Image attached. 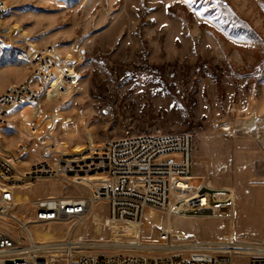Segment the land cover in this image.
Returning <instances> with one entry per match:
<instances>
[{
    "label": "rangeland",
    "instance_id": "1",
    "mask_svg": "<svg viewBox=\"0 0 264 264\" xmlns=\"http://www.w3.org/2000/svg\"><path fill=\"white\" fill-rule=\"evenodd\" d=\"M6 2L9 9L0 20L1 93L30 74L32 65L25 59L32 49L52 44L67 53L87 51L76 83L46 105L71 119L64 123L61 118L57 128L67 150L81 147L86 132L97 141L126 133H191L195 174L216 189L235 190L233 211L228 203H223L224 213L198 216L148 210L144 242L157 241L158 230L168 227L176 244L244 230L264 241V0ZM21 123L18 110L8 113L2 143L12 148L28 143V166L42 154ZM20 192L30 197L86 194L83 187L55 179ZM192 203L201 206L198 199ZM96 209L95 219L85 224L53 227L55 238L104 233L100 212L106 214L107 205ZM125 233H115V240ZM236 264L247 260L238 256Z\"/></svg>",
    "mask_w": 264,
    "mask_h": 264
},
{
    "label": "built area",
    "instance_id": "2",
    "mask_svg": "<svg viewBox=\"0 0 264 264\" xmlns=\"http://www.w3.org/2000/svg\"><path fill=\"white\" fill-rule=\"evenodd\" d=\"M8 9L6 0H0V20ZM86 54L84 48L67 53L52 44L32 49L25 59L32 65L30 74L0 94V264H236L238 256L247 264H264V241L255 240L248 230L189 242L185 248L173 241L168 228L158 230L157 241L141 239L148 210L182 217L224 213L223 203L234 210L236 193L232 188L216 189L195 174L191 133H126L97 141L86 132L79 151L67 150L57 132L58 114L46 105L76 83ZM26 105L34 107L29 136L42 154L28 166V143L13 148L2 143L8 113L18 110L22 120ZM195 178L201 179L199 184L192 183ZM42 179L83 187L86 194L30 197L20 192ZM218 193L227 198L218 199ZM20 195L27 198L19 201ZM200 195H207L208 203L195 206L192 201ZM99 203L108 208L106 214L100 212L104 233L97 235L95 230L94 237L77 239L71 234L62 239L40 237V232L60 223L95 219ZM216 205L218 210L208 208ZM130 224L140 228L138 241L126 231ZM115 230L126 233L115 240ZM96 239L100 243L91 247Z\"/></svg>",
    "mask_w": 264,
    "mask_h": 264
},
{
    "label": "bare ground",
    "instance_id": "3",
    "mask_svg": "<svg viewBox=\"0 0 264 264\" xmlns=\"http://www.w3.org/2000/svg\"><path fill=\"white\" fill-rule=\"evenodd\" d=\"M14 26H10V28H13ZM33 113H34V107L32 105H26L22 108V114H23V119H22V123L20 125L21 129L25 130L26 132H28V134H31V121L33 118ZM64 116V115H63ZM59 119L63 118L61 116V114H58ZM64 123L71 121V119H66L63 118L62 120ZM66 128V127H65ZM71 133V130H67V134ZM81 149V147L71 150L72 152H77ZM27 197H24L23 199H19V201H23L25 200ZM194 199H198L201 206H203L204 204L208 203V197L206 195H200L195 197ZM168 226H171V222L169 221ZM129 229H127V232H134L137 234V236L139 237L140 235V228L136 225L130 224L129 225ZM169 228V227H168ZM173 229V228H172ZM119 231L115 230V233H117ZM125 232V231H124ZM181 233V232H180ZM182 236V235H181ZM40 237L41 238H54L55 237V233L52 232L51 230L48 231H44V232H40ZM137 237V239H138ZM138 241V240H137ZM75 243H77L76 245H83L80 243L79 240H74ZM100 242L96 239L95 242L93 244H91V247L96 246L97 244H99ZM187 245L186 244H181L179 245V247L181 248H185Z\"/></svg>",
    "mask_w": 264,
    "mask_h": 264
},
{
    "label": "snow or ice",
    "instance_id": "4",
    "mask_svg": "<svg viewBox=\"0 0 264 264\" xmlns=\"http://www.w3.org/2000/svg\"><path fill=\"white\" fill-rule=\"evenodd\" d=\"M188 2H191V0H188Z\"/></svg>",
    "mask_w": 264,
    "mask_h": 264
},
{
    "label": "crops",
    "instance_id": "5",
    "mask_svg": "<svg viewBox=\"0 0 264 264\" xmlns=\"http://www.w3.org/2000/svg\"><path fill=\"white\" fill-rule=\"evenodd\" d=\"M1 93V92H0Z\"/></svg>",
    "mask_w": 264,
    "mask_h": 264
}]
</instances>
